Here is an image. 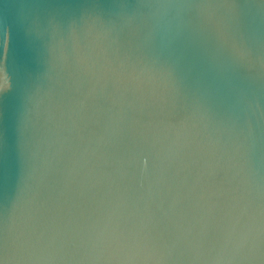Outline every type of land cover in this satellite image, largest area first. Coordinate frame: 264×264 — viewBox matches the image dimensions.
Returning <instances> with one entry per match:
<instances>
[{
	"label": "water",
	"instance_id": "obj_1",
	"mask_svg": "<svg viewBox=\"0 0 264 264\" xmlns=\"http://www.w3.org/2000/svg\"><path fill=\"white\" fill-rule=\"evenodd\" d=\"M0 264H264V0H0Z\"/></svg>",
	"mask_w": 264,
	"mask_h": 264
},
{
	"label": "snow or ice",
	"instance_id": "obj_2",
	"mask_svg": "<svg viewBox=\"0 0 264 264\" xmlns=\"http://www.w3.org/2000/svg\"><path fill=\"white\" fill-rule=\"evenodd\" d=\"M3 236H2V233H0V248H2L3 246Z\"/></svg>",
	"mask_w": 264,
	"mask_h": 264
}]
</instances>
